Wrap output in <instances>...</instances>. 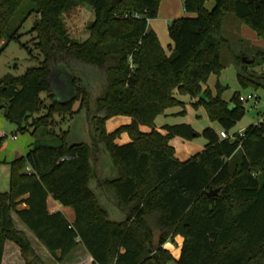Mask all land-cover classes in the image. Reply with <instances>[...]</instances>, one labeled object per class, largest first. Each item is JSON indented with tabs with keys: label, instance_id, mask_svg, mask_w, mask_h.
I'll return each instance as SVG.
<instances>
[{
	"label": "trees",
	"instance_id": "trees-1",
	"mask_svg": "<svg viewBox=\"0 0 264 264\" xmlns=\"http://www.w3.org/2000/svg\"><path fill=\"white\" fill-rule=\"evenodd\" d=\"M162 1L0 0V54L34 14L31 32L43 58L23 76L0 80V111L16 134L41 130L52 138L8 164L10 190L0 193V264H63L78 248L91 264H264V125H250L243 139L235 133L234 140L207 128L205 149L185 162L176 159L171 140L198 135L189 125L155 127L166 109L184 106L176 92L203 105L226 133L236 127L245 114L240 96L227 102L223 88L212 96L205 86L223 70L229 15L264 41V1L214 0L208 10L211 0H184V12L193 17L169 24L170 56L149 26ZM25 4L32 6L13 28ZM79 6L94 13L84 39L66 22ZM257 56L264 64V52ZM237 68L241 87L264 89V73L241 61ZM85 71L105 83L94 104L79 76ZM58 76L70 83L74 94L68 101L56 98L52 83ZM76 103L100 149L70 144L68 132L59 128L75 115ZM120 116L131 123L107 133L106 122ZM123 135L130 142L119 145ZM101 154L117 170L116 179L100 177ZM103 193L112 195L123 214L119 219L101 204ZM49 197L73 210L72 224L62 213L49 212ZM177 236L183 243L175 259L163 246Z\"/></svg>",
	"mask_w": 264,
	"mask_h": 264
},
{
	"label": "rangeland",
	"instance_id": "rangeland-1",
	"mask_svg": "<svg viewBox=\"0 0 264 264\" xmlns=\"http://www.w3.org/2000/svg\"><path fill=\"white\" fill-rule=\"evenodd\" d=\"M214 5V0L209 1L206 4L208 10ZM29 4H25L24 10L21 11L16 17L14 27L19 26L22 13L30 9ZM37 20V16L32 14L20 27L18 32V38L8 43L5 50L0 54V80L6 76L11 75L13 77H21L28 71L29 68L37 67L42 62L43 58L40 56L36 49V42L34 40V34H32V28ZM94 20L93 11L86 6H79V8L72 11L66 18L68 28L71 33L77 35L79 38L84 39L86 36V27L90 22ZM152 25L159 30V42L165 51L167 56L172 53V42L168 33L169 24L159 18L156 22L152 21ZM241 25L233 15H229L223 26V35L227 39L228 43L222 46L221 49V64L223 70L218 74H213L209 78L205 89H208L212 96H216L217 87L223 88L222 97L225 101L229 102L234 94L244 98L249 96H255L258 98L257 102L247 101L243 102L245 107V114L242 120L236 125V127L226 133L215 122H211L207 116L206 109L203 105H197L189 95H182L176 92V98L181 101L184 106H174L165 110V112L155 118V127L157 130H161L164 126H176V125H189L192 130L197 134V137H193L190 141L183 140L179 137H175L171 140V146L175 149V156L179 162H185L190 158L200 154L207 144L206 139L202 136V132L211 128L218 133L221 139L227 137L232 138V134L244 131L248 126L255 125L260 121L261 115L264 113V89L253 87L243 88L238 84L237 80V63L242 58L246 57L248 60L253 61V64L247 65L249 69L257 74L264 73V64L261 58L257 56V50L254 51L253 46H249L247 43L241 42L243 37V29L247 33L252 34L248 28ZM240 28V29H239ZM254 35V34H252ZM4 42H0V46ZM86 72V71H85ZM77 74H80L77 72ZM95 75V76H94ZM82 79V83L88 86L92 95V104L94 100L99 98L105 92V83L103 78H100L93 72H86L79 75ZM56 98L60 101H68L73 96L72 88L67 80V77H55L52 83ZM46 94L41 95L42 99H46ZM48 103V101H47ZM79 103L74 105L75 115L71 120L61 123L60 129L63 132H68L67 141L70 144L89 143L96 149H100L98 146L94 134L90 129V125L84 111H79ZM57 121L60 119L56 118ZM131 118L120 116L115 117L106 122L107 133H113L124 125L131 123ZM141 131L144 133L150 132L148 127H142ZM0 134L3 138L2 145L0 147V193H6L10 190V169L9 163L15 160L19 154L21 148H25L27 144H31L30 148H33L35 144H49L52 138L42 135V131L28 133H17L16 126L9 122L5 118L4 111H0ZM16 135L17 140H13L12 136ZM122 139L118 140L119 145L130 142L127 135H123ZM97 170L100 177L108 180H114L117 178V170H115L106 154L100 155V163H97ZM112 195L109 193H103L101 197V204L106 207L113 219H119L123 214L117 210L111 200ZM182 243L178 246L171 247V254L175 259L180 256ZM170 248V247H169ZM80 251H75V254H71L63 264H88V255L79 248Z\"/></svg>",
	"mask_w": 264,
	"mask_h": 264
},
{
	"label": "crops",
	"instance_id": "crops-1",
	"mask_svg": "<svg viewBox=\"0 0 264 264\" xmlns=\"http://www.w3.org/2000/svg\"><path fill=\"white\" fill-rule=\"evenodd\" d=\"M183 2H184V0H163L161 2V4H160V7H159L160 11L158 12L157 19L152 20V21L156 22L157 20H159V18H162L165 21V23L167 22L168 24H170L173 20L181 18V17H193V15L187 14V13L184 12ZM152 21L149 22V26H151L150 28L156 33L157 37H159L158 36L159 35V30L157 29V26L155 28L152 25ZM245 27H242V28H245ZM243 30H244L243 31L244 35H243V37H241V42L243 44L247 43L251 47L253 46L254 51L257 50V52L258 51H263L264 52V41L259 39L254 32L252 33L254 35H252L250 33H247V31H245V29H243ZM0 138H2L1 134H0ZM12 139L13 140H17V136L13 135ZM30 145L31 144H27V146H25V148H21L20 154H19V156L16 159H18V158H20L22 156H25L26 153H28V151L31 149ZM47 206H48V210H49L50 213L60 212L66 217V219L69 221V223L72 224L74 222L75 215H74V212H73V210L71 208L62 207L57 202H55V200H53L51 197L48 198ZM25 208H26L25 206H20V209H25ZM179 243H183V238L180 237V236H177V238H175L173 242H168L163 247L166 250H168L170 252V254H171V251H170L171 247H174V246L175 247L176 246L179 247ZM39 250L41 251V249H39ZM77 251H80V253L82 252L81 250H79V248L76 250V252ZM73 254H75V252ZM87 255L88 254H86V256ZM87 258H88V260H87L88 264H91L92 259L89 257V255H88Z\"/></svg>",
	"mask_w": 264,
	"mask_h": 264
},
{
	"label": "built area",
	"instance_id": "built-area-1",
	"mask_svg": "<svg viewBox=\"0 0 264 264\" xmlns=\"http://www.w3.org/2000/svg\"><path fill=\"white\" fill-rule=\"evenodd\" d=\"M239 100L241 101V102H247V101H254L255 103L257 102V100H258V98H256L255 96H249L248 98H244V97H239ZM256 125H258V126H262V125H264V113L261 115V117H260V121L259 122H257L256 123ZM238 137L239 138H241V139H243L244 137H245V130L244 131H241V132H239L238 133ZM230 137H227V138H225V139H229ZM15 139V138H14ZM230 139H232V140H234V137H232V138H230Z\"/></svg>",
	"mask_w": 264,
	"mask_h": 264
},
{
	"label": "water",
	"instance_id": "water-1",
	"mask_svg": "<svg viewBox=\"0 0 264 264\" xmlns=\"http://www.w3.org/2000/svg\"><path fill=\"white\" fill-rule=\"evenodd\" d=\"M246 1L249 3H254L255 5H258L259 1H264V0H246ZM241 62L244 65H250V64L254 63L253 61L248 60L246 57L242 58ZM200 98H203V95H201ZM218 191H219L218 189L211 191L207 195H208V197H214L217 195Z\"/></svg>",
	"mask_w": 264,
	"mask_h": 264
}]
</instances>
